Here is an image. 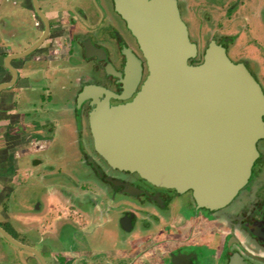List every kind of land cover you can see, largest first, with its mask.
<instances>
[{
	"label": "flooded vegetation",
	"instance_id": "flooded-vegetation-1",
	"mask_svg": "<svg viewBox=\"0 0 264 264\" xmlns=\"http://www.w3.org/2000/svg\"><path fill=\"white\" fill-rule=\"evenodd\" d=\"M35 3L37 9L34 0H0V84L10 83L0 89V150L23 144L21 134L25 127L20 117L25 113L20 106V97L27 86L20 84L26 80V84H32L38 99L50 101L53 89L61 85L57 80L61 82L64 77L74 89L75 134L83 162L95 181L91 182V187L97 188V191L89 189L90 193H83L84 204L104 206L109 210L108 203L112 200L113 210L117 211L114 218L117 228L122 233L136 235L129 238V246L122 247L130 256L117 255L116 259L109 255L110 259L105 261L101 256L98 258L101 264H127L128 260L129 264H134L138 256L146 253L150 264H264V136L257 140V156L246 183L226 205L216 210L196 208L189 190L179 193L172 188L155 186L134 172L111 167L93 147L88 127V112L93 107L91 98L78 102L77 97L85 85L121 93L126 61L122 49L125 47L140 60L141 78L129 97H109L108 102L114 105L129 101L146 75L145 61L136 40L114 10L113 0H35ZM176 3L188 38L197 48V57L189 62H198L206 46L200 50L192 38L194 29L189 19H194L195 34L208 32V41L213 39L223 46L232 62H241L264 94V0H176ZM233 20L242 21L241 25L236 23L235 30L244 39H251L252 43H248L253 46L249 51L231 48L235 33L221 30L220 23L227 25ZM202 24L207 31L202 30ZM41 37L31 51L14 57V54L31 48ZM29 71L30 75L27 74ZM103 97L104 94L98 96L100 100ZM12 118L15 120L10 122ZM88 149L91 153L85 152ZM105 177L120 183L105 180ZM124 184L140 191L129 193L124 190ZM23 185L18 177L0 176V195L8 201L13 198L15 188L20 191L18 195L23 192ZM86 186L89 184L84 186L88 189ZM180 194L186 195L187 199L178 201ZM78 207L77 203L70 208ZM125 217L130 220L129 227L121 222ZM188 217L194 224L185 234L184 230L189 226L184 225V219ZM205 226L209 227L212 236L209 248L206 244H197L195 239ZM0 228L16 241L36 249L46 262L37 241L34 245L25 244L20 240L21 232L2 218ZM34 238H39L38 233L35 232ZM24 251L33 259V264H41L37 256L13 245L0 234V264L24 263ZM64 263V260L58 261V264ZM137 264H140L139 260Z\"/></svg>",
	"mask_w": 264,
	"mask_h": 264
},
{
	"label": "water",
	"instance_id": "water-1",
	"mask_svg": "<svg viewBox=\"0 0 264 264\" xmlns=\"http://www.w3.org/2000/svg\"><path fill=\"white\" fill-rule=\"evenodd\" d=\"M113 6L136 40L146 75L129 101L109 104V97H129L141 78L140 60L124 47L120 94L95 85L82 87L77 101L89 97L93 104L88 127L94 150L111 167L134 172L155 186L189 190L196 208L223 207L246 183L257 140L264 136L260 86L213 39L198 62H189L197 57V48L176 0H113ZM42 38L14 57L31 51ZM8 85L2 83L0 89ZM97 173L101 175L99 169ZM124 185L129 193L140 191ZM121 222L130 226L128 217ZM0 234L46 264L33 247L2 228Z\"/></svg>",
	"mask_w": 264,
	"mask_h": 264
},
{
	"label": "crops",
	"instance_id": "crops-1",
	"mask_svg": "<svg viewBox=\"0 0 264 264\" xmlns=\"http://www.w3.org/2000/svg\"><path fill=\"white\" fill-rule=\"evenodd\" d=\"M30 72L27 74L30 75ZM57 82L61 85L53 89L54 95L50 101L38 99L32 84H26V80L20 84L27 86L22 94L28 98L25 100L21 94L20 106L25 113L20 117V122L25 127L21 134L23 144L0 150V176L18 177L24 182V190L18 195L20 191L15 188L13 198L8 201L0 195V218L9 221L22 235L30 231L38 244L44 243L42 250L48 264H58L59 260H64V264H101L98 259L101 256L104 257V261L110 259L109 255L116 259L117 255L130 256L122 247L129 246L131 242L129 238L136 235L132 234L133 232L122 233L117 228L114 220L117 214V211L113 210L114 202L109 201V210L104 206L92 207L84 204L83 193H90L89 189L97 191V188L93 190L95 186L91 187V184L86 186L88 189L84 187L86 183L92 182V179H86L85 172L88 167L83 162L81 149L77 151V158H73L70 165L66 163L62 154L65 151L61 143L66 147L71 142L78 144V141L73 114L74 89L70 88L66 79ZM58 89L64 91L60 96ZM58 101L60 102L57 103ZM58 106L61 108L57 109ZM14 120L15 118H12L9 121ZM34 127L36 129L32 132ZM58 137L63 141L60 139L58 141ZM30 189L37 197L26 202L28 200H24L25 193ZM91 198H94L93 195ZM77 203L80 208L71 209ZM188 218L184 219V225L189 226L184 230L185 234L191 228L190 225L194 224L192 221L190 223L191 218ZM202 228L205 230L195 238L196 242L206 244L209 248L212 241L209 227ZM67 229L71 231L69 237L64 235ZM35 232L39 238H34ZM93 236L102 242L100 246L92 247L86 239L83 240L84 237L92 239ZM45 241L48 244H45ZM138 260L140 264H150L147 253L138 256L134 264H137Z\"/></svg>",
	"mask_w": 264,
	"mask_h": 264
},
{
	"label": "rangeland",
	"instance_id": "rangeland-1",
	"mask_svg": "<svg viewBox=\"0 0 264 264\" xmlns=\"http://www.w3.org/2000/svg\"><path fill=\"white\" fill-rule=\"evenodd\" d=\"M189 21H190L191 27L194 29V30H192V38L198 43L199 49L202 50L203 47L206 45V43L208 41V37H209L208 36V32L207 33H204V34L203 33L202 34H198V33L195 34L196 26H197L196 25V21L194 19H189ZM217 22H219V21H217ZM238 22H240L239 25H241L242 21H240V20H233V21L229 22L227 25L220 23L221 30L224 33H226V32L229 33V34L235 33V37L236 38L234 39L233 43L230 45L231 48H234L235 47V49H237L238 51H241V50H243V51H245V50L249 51V49H251V46H253V45H251V44L248 43V42H250L251 39H249V40H247V38L244 39V37L242 36L241 33H237L236 32L235 27H236V23H238ZM202 30H204V31H207L208 30L207 27L204 24H202ZM250 43H252V41ZM74 75H75V73H74ZM58 91H59L58 92V95L59 96L64 93V91H61L60 89H58ZM23 95L24 94H22V96ZM68 95H69V92H68ZM28 96H30V95H28ZM24 99L26 100L28 98H25V95H24ZM59 102L60 101H58L57 103H59ZM58 108H61V107L58 106L57 109ZM88 138H89V135H88ZM59 139H60V141H63L61 137H58V141H59ZM61 144L63 146L62 149L65 151L62 154H63V156H65L64 158H65L66 163L70 165L71 162L73 161V158H77V154H78L77 151L79 150L80 146L76 142L75 143L74 142H71L66 147L64 146L63 143H61ZM86 151L91 153V150L90 149L85 150V152ZM79 165H80V163H79ZM87 172H85V173H87ZM85 176H87L86 179H92V183H95V181L93 180L94 178H93L92 174L87 173V174H85ZM88 184H91V182H88ZM36 197H37V195L35 193H33L32 189H30L29 191L28 190L26 191L24 200H28L26 202H29L30 199L36 198ZM177 199H178V201L179 200L184 201V200L187 199V196L186 195H183V194H180V195H178ZM186 214H189V213L186 212ZM67 230L68 231L64 232V235L66 237H69V235L71 234V231L69 229H67ZM75 235L80 236V234H77V233H75ZM19 238H20V236H19ZM89 238L88 237H86V238L84 237L83 240L86 239L87 242H89L92 247H98V246H100L102 244V242L99 241V240H97L95 236H93L92 239H89ZM20 240H22L23 242H25V244H30V245L31 244L34 245L35 243H37L33 239V234L30 231L24 233V235L22 236V238H20ZM42 244H44V243L38 244V248L41 249V250H42ZM45 244H48L47 241H45ZM24 252L26 254V261L24 263L20 262L19 264H33L32 263L33 262V259L32 258H28L27 257V255H28L27 252L26 251H24Z\"/></svg>",
	"mask_w": 264,
	"mask_h": 264
}]
</instances>
